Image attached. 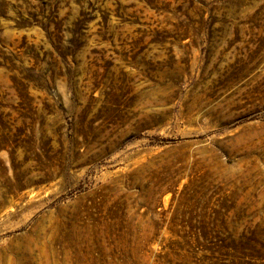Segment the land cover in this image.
<instances>
[{"label":"rangeland","instance_id":"1","mask_svg":"<svg viewBox=\"0 0 264 264\" xmlns=\"http://www.w3.org/2000/svg\"><path fill=\"white\" fill-rule=\"evenodd\" d=\"M0 264H264V0H0Z\"/></svg>","mask_w":264,"mask_h":264}]
</instances>
